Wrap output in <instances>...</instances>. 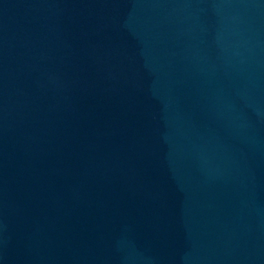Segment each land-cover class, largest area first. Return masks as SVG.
<instances>
[{
	"label": "water",
	"instance_id": "95a60500",
	"mask_svg": "<svg viewBox=\"0 0 264 264\" xmlns=\"http://www.w3.org/2000/svg\"><path fill=\"white\" fill-rule=\"evenodd\" d=\"M0 264H264V0H0Z\"/></svg>",
	"mask_w": 264,
	"mask_h": 264
}]
</instances>
